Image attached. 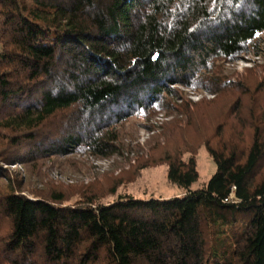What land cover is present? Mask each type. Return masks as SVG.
Returning a JSON list of instances; mask_svg holds the SVG:
<instances>
[{
  "label": "trees",
  "instance_id": "trees-1",
  "mask_svg": "<svg viewBox=\"0 0 264 264\" xmlns=\"http://www.w3.org/2000/svg\"><path fill=\"white\" fill-rule=\"evenodd\" d=\"M262 33L264 0H0V264H264V80H254L263 98L250 119L238 94L239 126L224 136L223 119L196 142L182 90L248 89L217 65L253 51ZM155 111L173 118L142 167L165 164L184 195L138 200L117 195L119 181L25 189L20 168L109 157L120 124ZM201 146L215 172L191 190Z\"/></svg>",
  "mask_w": 264,
  "mask_h": 264
},
{
  "label": "rangeland",
  "instance_id": "rangeland-1",
  "mask_svg": "<svg viewBox=\"0 0 264 264\" xmlns=\"http://www.w3.org/2000/svg\"><path fill=\"white\" fill-rule=\"evenodd\" d=\"M1 50V44H0ZM230 63H219L217 71L225 80L244 84L248 89L237 90L236 94L225 93L212 95L207 91L185 92V99L194 104L200 128L190 131L188 136L195 140L197 135L210 137L213 135L210 126L221 123L224 119V128L221 133L226 136L233 126H239V119L232 117L234 111L229 107L236 96L241 95L243 105L240 115L250 119L249 107L259 110L262 95L257 97L254 80H264V33L258 36L255 48ZM250 88V90H249ZM240 91H251L243 96ZM179 103V101H178ZM168 113L153 112L149 117L132 116L117 128V153L109 157H96L81 152L62 157H53L40 160L30 167H22L19 174L25 183V189L30 192H46L54 187H66L67 191L78 192V188L89 185L111 186L116 181L121 182L117 189L118 194H126L134 199L145 200L150 198H170L184 195V190L167 181V166L159 164L143 168V160L147 155V148L151 146L160 132L163 122L172 120ZM154 130V131H153ZM247 131H245L246 133ZM198 180L190 187L191 190L201 188L208 182L215 172V165L204 147L197 151ZM15 166L11 165L13 169ZM15 170V169H13ZM74 196L71 201L76 200ZM115 196H107L105 203L111 202Z\"/></svg>",
  "mask_w": 264,
  "mask_h": 264
}]
</instances>
